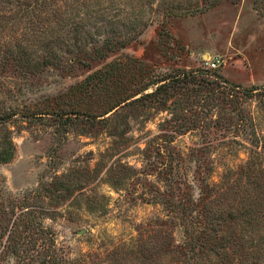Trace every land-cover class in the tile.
I'll return each mask as SVG.
<instances>
[{
	"label": "rangeland",
	"instance_id": "374dc122",
	"mask_svg": "<svg viewBox=\"0 0 264 264\" xmlns=\"http://www.w3.org/2000/svg\"><path fill=\"white\" fill-rule=\"evenodd\" d=\"M55 2L57 8L68 11L83 4L91 9L94 2L103 9L109 7L107 12L94 15L90 24L92 33L97 30L101 34L94 39L97 46L104 40L115 43L123 38L129 43L105 59L89 54L83 61L86 65H67L65 71L47 67L29 78L13 68H0V115L16 114L5 127L15 148L14 157L0 164V264H17L16 254L22 251L30 257L29 264H41V258L51 256L52 238L58 253L90 264H109L112 258L130 260L135 246L143 242L155 246L163 241L173 246L182 242L176 220L169 219L163 207L152 200L156 191H173L165 186L158 170L171 165L173 176L178 173L182 181L181 190L188 191L189 185L197 198L199 174L188 153L206 147L208 153L200 158L201 176L205 177L211 168V180L217 181L226 170H236L245 162L251 137L234 130L214 135L208 130L210 126L203 127L206 124L200 130L175 129L179 123L175 119L182 112L173 104L167 110L148 104L126 108L128 129L123 140L58 127L47 115L35 119L29 116L50 112L48 100L64 94L111 61L128 65L124 83L117 89L127 88L131 93L168 73L203 71L214 72L241 88L264 89V0ZM7 37L4 35L1 42ZM15 38L24 40L25 36L20 33ZM214 56L221 58L222 65L209 70L204 60ZM126 57L134 62L129 64ZM111 86L116 89L115 83ZM98 101L92 99L90 103L97 105ZM243 109L252 119L258 138H264V97L248 100ZM2 131L0 142L6 135ZM159 150L162 158L157 155ZM145 152L151 158L150 166ZM173 154L181 162L163 156ZM63 175L65 178L58 180ZM37 223L44 228L39 236L33 235L36 231L32 224ZM12 226L14 231L8 239ZM26 226L30 230L23 233ZM21 231L23 239L13 254L11 239L17 240ZM152 262L160 264L157 255Z\"/></svg>",
	"mask_w": 264,
	"mask_h": 264
},
{
	"label": "trees",
	"instance_id": "16d2710c",
	"mask_svg": "<svg viewBox=\"0 0 264 264\" xmlns=\"http://www.w3.org/2000/svg\"><path fill=\"white\" fill-rule=\"evenodd\" d=\"M108 9H103L99 2H94L91 9L83 4L68 11L57 8L55 0H0V39L8 35L7 41L0 40V68H13L20 76L29 78L39 75L47 67L65 71L67 65H86L83 61L89 54L105 59L109 53L124 49L129 43L128 38L115 43L104 40L98 47L94 39L101 34L96 29L94 33L90 31L94 15ZM20 33L25 36L24 40L15 38ZM124 59L129 64L134 62L130 57ZM120 63L111 61L96 69L64 94L48 100L50 112L33 113L29 117L35 119L38 115H47L58 127L79 128L85 135L104 133L123 140L128 129L126 108L148 104L158 110H167L173 104L182 112L175 119L179 122L175 129L200 130L201 125L206 124L203 127L210 126L208 130L211 129L214 135L231 134L234 130L251 137V140L246 148L245 162L236 170H226L217 181L211 180V168L205 177L201 176L200 158L208 153L206 147L188 153L199 174L197 198L190 192L191 186H186L188 191L181 190L182 181L176 176L178 173L173 176L171 165L158 170L165 186L173 191H156L151 197L163 207L169 219L176 220L182 230V242L174 246L169 241H163L159 246L152 242L139 243L130 260L112 258L109 264H153L155 255L160 264H264V138H258L252 119L243 109L248 100H261L264 89L241 88L214 72L203 71L168 73L145 82L139 90L131 93L127 88L117 89L124 83L122 79L128 69L127 64ZM113 83L116 84L115 90L111 86ZM152 86L154 90L144 93ZM140 94L139 98L133 99ZM92 99H99L98 104H91ZM15 116L12 113L0 115V133L3 130L6 134L0 142V164H7L14 157L15 148L5 127ZM146 152L144 158L150 166L151 158ZM161 154L160 150L157 151L159 157ZM163 156L177 164L181 162L174 154ZM50 157L54 158V151ZM64 178L63 175L58 180ZM32 227L36 231L33 235L44 232L39 223L32 224ZM13 229L14 226L8 239ZM29 230L26 226L22 231ZM22 231L17 240L11 239L13 254L17 253L23 239ZM164 236L169 240L167 235ZM50 241L51 256L41 258V264H90L58 253L53 238ZM32 242L29 240L28 243ZM36 252L40 256V252ZM23 253L16 254L19 257L17 264L20 261L29 264L30 257L26 258Z\"/></svg>",
	"mask_w": 264,
	"mask_h": 264
},
{
	"label": "built area",
	"instance_id": "2783aa9c",
	"mask_svg": "<svg viewBox=\"0 0 264 264\" xmlns=\"http://www.w3.org/2000/svg\"><path fill=\"white\" fill-rule=\"evenodd\" d=\"M204 65L209 70H216L221 67L222 60L218 56L206 57L204 60Z\"/></svg>",
	"mask_w": 264,
	"mask_h": 264
}]
</instances>
